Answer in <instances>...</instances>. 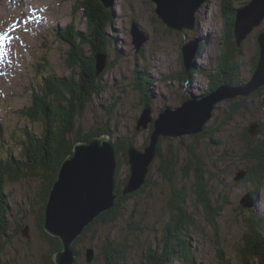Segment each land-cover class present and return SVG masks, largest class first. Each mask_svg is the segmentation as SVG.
Instances as JSON below:
<instances>
[{"label":"rangeland","instance_id":"obj_1","mask_svg":"<svg viewBox=\"0 0 264 264\" xmlns=\"http://www.w3.org/2000/svg\"><path fill=\"white\" fill-rule=\"evenodd\" d=\"M112 1L115 2V18L108 29V35L114 37L116 41L109 43L107 50L112 55L113 50L122 49L124 55L115 57L116 60H113L116 61L115 64L105 73L102 69V71H96L97 76L104 73V81L102 78L101 83L105 91L94 98L92 94L90 95L81 116V122L77 118V126H81L78 130L79 134H103V130L109 131L118 139L128 137L130 145L133 146L128 145L127 153L130 148L145 153L144 148L147 145L151 146L154 139L152 134L154 122L149 121L145 127L137 128L141 111L138 102L140 91L135 85L136 78H139V82H147L145 90L150 91V105L154 106L152 113L157 110L153 118L157 116L162 105L166 104L174 110L187 98H191L188 103L195 101L196 98L188 95L193 90L197 95L201 90L206 91L207 84L210 88V84L214 81L219 82V85L210 91V94L216 91L221 93L228 86L241 88L250 82L259 87L254 88L247 95L236 93L232 97L223 98L214 103L211 115L204 123L209 127V133L213 134V138L220 141V143H213L215 147L210 148L217 153L216 156L209 157L203 154L206 145L204 138L209 136L200 131L201 129L194 133L177 135L157 134L159 136L154 146L159 147L162 156L153 154L147 171L148 179L145 188H139L141 192L132 194V197L123 203L122 208H118L117 213L120 217L117 221L95 224L86 234L84 243L87 247L90 244L89 247L92 250L88 248L86 255L85 251L81 250L80 263L85 264L84 259L86 264L103 263L99 262L101 260L98 257L100 245L102 246L110 232V237H115L116 243L123 240L129 245V249L126 248L125 264H145L144 255L149 254L150 245H155V237L158 243L152 246L151 251L157 253L162 249L164 241L168 240L166 226L170 221V212L174 210L170 202L175 196L172 189L179 190L184 181L181 174L184 173L185 163H188L190 159L183 144H180L182 141L186 143L187 148L197 152V160L204 169H214L212 174L210 171L206 172V182H204L207 184L205 189L201 190L210 195L211 213L203 209L202 203L196 200V191L199 190L193 189V180L186 181L184 193L186 211L190 216L193 215L195 223L187 233L192 248L195 249L194 257L192 256L195 263L220 264L217 257L219 250L224 252V257L230 258L232 264H243L238 251L245 249L256 250L258 252L256 259L263 258L264 263V229L251 231L252 229L246 227L244 214L249 216V208H245L242 203V199L246 196L252 200L251 194L254 192L251 190H257L260 208L256 209L260 212L258 215H264V189L257 188L260 184L256 187L254 182L250 181L249 173L253 164H249L250 161L244 158L254 149L256 142L251 138L259 137L249 134L247 138L245 134H242L243 129L247 130L250 126L258 127L257 123L264 124V80H257L254 74L259 67L258 59L262 52L261 43L259 42L258 45L257 40L259 41V34L264 32V19L251 27L248 22L244 23L243 32L245 31L246 35L239 42L235 40L232 33H229L232 35L230 40L236 46L235 50L230 51L225 46L223 37L224 28L230 29V24H227L230 21L225 22L228 18L224 17L232 15L231 11H237L238 6L243 7L249 0H240L241 3H237L239 0H205L195 11V20H188L186 26L180 30L168 27L159 20L154 12L155 4L151 0H111L109 5H113ZM14 2L19 3L21 0H0V37H4L0 39V114L2 113L0 119L5 121L4 125L16 132L26 128L32 129L37 136H40L41 126L20 113L23 106L30 103L32 87L37 88L42 83L40 73L50 70L57 78L69 79L74 74L70 65H73L75 71H79V67L68 56L70 53L68 45L52 35V27H64L71 24L79 31H84L88 28V19L81 8L80 0H31L27 10H25L26 3L15 5L13 9L8 8ZM259 2L263 12L264 0ZM228 5L230 9H227ZM133 24H136L138 29H144L141 32L145 31L147 35L146 41L138 52H135L134 45L131 43L132 38L128 34L129 27L131 25L134 27ZM247 26L248 30H246ZM195 31H200L201 36L198 37ZM194 40H200L202 44L199 47L200 54L194 57L193 61L204 70L196 71L192 76H180L178 79L177 74L181 73L183 65L182 46L186 42L196 45ZM189 41H194V44ZM85 47V50L89 52L87 46ZM227 52H231L232 58L230 62L222 66L220 59L222 60L223 56L221 55ZM40 58L45 60L46 65L42 66L41 72L38 73L33 68V63H37L36 60ZM144 69V74H148L151 78L142 74ZM136 70L141 75L134 74ZM228 78L234 79L233 84L223 82ZM114 94L118 96V99L113 103ZM0 123L3 126L1 120ZM114 136L112 140L115 139ZM10 143L7 142V144ZM179 144L183 148H180ZM12 149L15 154L19 151L15 144L12 145ZM225 149L231 152L230 155L236 153L237 157L232 160L229 155L220 156ZM9 152L12 151L6 149L4 154ZM4 157L6 156L0 158ZM169 157H173L172 161L175 162L173 168L175 173L171 179L166 177L163 179L161 165ZM208 157L212 160L207 159ZM116 159L121 161L119 177L127 178L131 173L129 159L123 156L122 151L117 154ZM215 170L219 171V174ZM240 171L243 176L236 180L235 174L237 176V172ZM187 175L190 176L189 170ZM14 178L16 181L13 184L7 183V193L1 196V200L4 199L7 203L8 197L10 220H15L10 227H17L20 223L23 228L20 234L10 233L6 238L2 236L1 245L4 244V251L0 253V264H44L43 258L49 253L48 241L41 232V222L38 218L43 177L24 168L20 176H14ZM168 204H171L170 207ZM202 209L205 211L203 212ZM24 228L26 231L23 235ZM53 236L59 238V236ZM74 241L71 244L72 249ZM81 246H83L81 242L75 244L76 248ZM90 255L94 256L88 261ZM75 262L73 261L74 264ZM171 264H182V262L175 260L173 256Z\"/></svg>","mask_w":264,"mask_h":264},{"label":"trees","instance_id":"obj_2","mask_svg":"<svg viewBox=\"0 0 264 264\" xmlns=\"http://www.w3.org/2000/svg\"><path fill=\"white\" fill-rule=\"evenodd\" d=\"M80 4L82 6L81 8L84 10L85 16H87L88 19L87 30L76 31L73 30L71 26H68L64 30L65 33L61 34L65 43H67L72 48L70 57L72 58L73 63L79 67V71H75L73 69V65H70V68L74 72V74L69 79H65L63 77L57 78L52 73L50 79L44 82V85L41 87V91L36 94L33 93L31 103L27 106H24L22 110H20V112L22 113L23 117L30 118L33 122H37L42 127L39 130L40 136H37V134H35L33 130H24V128L20 129L19 132H21V134H14L13 132H11V136L14 138L15 146L19 149L18 154L15 155V158L11 159L7 157L0 158V253H3L2 250L4 251V244H2L3 249L1 245V242H3L2 236L6 238L8 237V235H10V233L20 234L21 229L23 228V225H21L20 223L17 227H10V225L14 223L15 220H10L11 215L9 211L8 201L6 203L4 199L1 200V196L5 193V183H13L14 181H16L14 176L19 177L24 168H26L34 172V174H39L43 177V189L42 191H40V196L42 199L40 215L38 218L41 222V232L46 237V241H48L47 247L49 253L43 258L44 264H56L52 258L53 253L58 251L62 247L60 238L49 234L43 227L45 223V205L48 200L49 193L53 187V183L58 178L62 163L66 158L74 156L76 144L79 142H90L92 139L99 138L103 135L106 136L107 132V137L112 141V144L116 149V154L122 151L123 156L129 159V152L127 153V147L131 144V142L129 141L128 137H125L126 139H118V137L116 138V136H114V134H112L111 132L104 130L103 134L91 133L88 135H82L77 132L79 129H81V126H77V118L81 122V116H83L85 105L86 103L88 104L90 95L92 94L93 98L100 95V81L104 76L106 70L113 66H107V68L103 71L104 73L100 76H97L96 61L93 54L97 51H103L104 49V38H107V32L105 31V28L108 27V25L112 22V18L114 17V8L112 7L111 9H107L97 0H81ZM227 9H229V5ZM224 18H228L225 22H228V20L231 19V22L227 23L230 24V29L226 30L224 28V44L228 48V50H235L236 46H234L233 41L230 40L233 35L232 31L235 21V11H233V14L229 15V17L225 16ZM229 33H232V35H230ZM110 41L111 40H109V42ZM199 44H202L200 40ZM85 46H87L88 51H90V53L88 52L89 54H87ZM112 52L115 54L118 53L117 50H113ZM221 57L222 60L220 59V64L223 66L230 62L232 54L231 52H227L224 54L222 53ZM182 68L183 69L181 73L177 74L178 79H180V76H184L183 65ZM223 82L233 84L234 79L230 80L228 78L223 80ZM218 85L219 82H212L210 84V88L209 86L207 87L206 93L210 94V91L214 90ZM209 130V127L206 126L205 123L202 125V128L200 130L209 136H204L206 145L203 154L209 157H213L216 156L217 153L211 151L210 148L213 147L214 141H218V143H220V141L217 139L215 140V138H213V134L209 133ZM243 130L244 131L242 132V134H245V136L249 138V128H247V130ZM263 133L264 124H258V135L256 134V136H258L259 138H251L256 142L254 149L250 152V154H247L244 157L245 159L250 161L249 164H253L249 173V176L251 177L250 181H253L256 187L257 184H260L257 188L262 187V189H264ZM112 136H114L115 139L112 140ZM181 143L186 149V152L189 154L190 159H188V163H185L186 165L184 173L181 174V178L184 181L179 187V190H176V188H174V190L172 189V192L175 193V196L174 198H171L172 200L170 202L174 210L170 212V221L168 223V226H166L168 240L167 242L164 241V246L156 253L151 251L152 246H155L158 243V239L155 237V245H150L148 247L149 254L144 255L145 264H171L173 256L175 260L182 262V264H197L195 263V259L193 258L195 249L192 248V243L187 233L188 229L194 226L195 223L193 222V215L190 216V214H188L186 211V199L184 196V193L186 191L185 188L187 185L186 181L193 180V189L195 188L199 190L196 191V200L202 203L201 205L203 209H207V212L211 213L212 210H209L210 195H207L205 191L201 190L205 189L207 184L205 183L206 172L208 173L210 171L211 173L214 169H204L201 166L199 160H197V152H193L192 150H190V148H187V145L184 141L180 142V144ZM183 147L180 146V148ZM203 148L204 147L202 145V149ZM224 151L220 154V156L225 155ZM156 156H162L158 146L156 147ZM172 159L173 157H169L164 161L163 165H161V168L163 170L162 172L165 175H163V179L165 177L171 179L172 175L175 173L173 169L175 166V162L172 161ZM204 161L206 162V160ZM116 163L117 166L115 172L117 176L115 179L114 191H116L117 195L114 199V204L111 208L101 212L97 217H95L87 225L81 236H78L74 241L73 250L76 252L75 264H81V250H84L86 255L88 248H90V244L87 247V244L84 243V237L91 231L93 226L102 222L114 223L115 221H117V219L120 217V215L117 213L118 208H122L123 203L126 202L127 199H130L132 197V194L141 192V190L138 189L126 194L123 193L125 188L124 186L128 183L130 175L127 178L121 179L118 175L120 172L121 161L119 159H116ZM188 170L190 171V176L187 175ZM216 173L219 174V171H217ZM147 179L145 180V182L147 181ZM145 186L146 183L141 188H145ZM253 192L255 194H251V198L253 202L257 203L256 196L258 191L254 190ZM171 204H168V206L170 207ZM203 209L202 211L204 212L205 210ZM248 212L249 216H246L244 214V223L246 227L252 229L251 231L261 230V227L264 223V215H258V213L260 212L254 209V207L249 208ZM109 234H111V232ZM109 234L105 237L102 246L100 245V254L98 255V257L101 261L99 262H103L102 264H125L124 262L127 255L126 248L129 249V245L123 240H120V242L116 243V238L110 237ZM78 242H81V244L83 245L81 246V248L75 247V244ZM257 253L258 252L256 250L245 249L244 251H238V256L243 260V264H264L262 261L263 258L258 259L260 261L256 259L255 256H257ZM217 257L220 264H232L230 258L224 257V252L222 251L220 252L218 250ZM84 261L86 264V259H84Z\"/></svg>","mask_w":264,"mask_h":264},{"label":"water","instance_id":"obj_3","mask_svg":"<svg viewBox=\"0 0 264 264\" xmlns=\"http://www.w3.org/2000/svg\"><path fill=\"white\" fill-rule=\"evenodd\" d=\"M81 1V0H80ZM105 8L110 7L111 0H97ZM155 5L154 12L157 17L168 27L180 30L186 26V22L194 18L197 8L205 0H151ZM188 2V7L184 10V5ZM80 3V2H79ZM113 3V1H112ZM264 10V9H262ZM182 11H186L185 16H181ZM176 19V22L175 19ZM264 18V12H261L259 0H249V2L240 7V15L236 14L233 25V35L237 42L246 35L244 23H249V27L259 24ZM239 22V23H237ZM248 30V26L246 27ZM132 35L137 49L146 41L147 36L141 30L132 26ZM260 49L262 50L259 61V67L255 71L257 80H264V32L259 34ZM193 43V42H190ZM194 44V43H193ZM196 45L185 43L181 51L185 69L190 67L191 60L196 51ZM189 54V55H188ZM96 68L100 71L105 65V55H95ZM257 74V75H256ZM251 83V82H250ZM238 88L228 86L221 93L218 91L209 94L201 101L188 103V99L182 101L181 106L172 110L165 107L160 112L159 117L154 121V133L152 145H147L144 152L130 148L129 163L131 173L129 181L125 184L123 193L133 192L141 188L147 179V171L153 154H156L157 138L159 133L182 134L197 132L202 128L214 107V103L223 98L232 97L236 93L247 95L254 88L259 87L256 84ZM234 89V90H232ZM144 122L142 123V121ZM152 121L150 110L143 109L139 126L145 127ZM248 132L252 136L256 131L254 127H249ZM116 157L115 148L107 137L95 138L90 142H79L75 146L73 157L66 158L62 163L58 178L53 183L45 205V223L43 227L51 234L59 236L63 250L53 254V260L56 264H72L71 253H76L71 244L75 238L87 227V225L97 217L101 212L108 210L114 204L117 193L115 189L116 179ZM243 173L237 172L236 178H241ZM243 206L250 207L251 200L249 196L242 199ZM26 231V228L22 230ZM92 250L91 247L89 248ZM93 254V252H92ZM88 261L90 259L88 258Z\"/></svg>","mask_w":264,"mask_h":264},{"label":"bare ground","instance_id":"obj_4","mask_svg":"<svg viewBox=\"0 0 264 264\" xmlns=\"http://www.w3.org/2000/svg\"><path fill=\"white\" fill-rule=\"evenodd\" d=\"M227 2V1H226ZM221 3V2H220ZM237 3H241L240 2V0L237 2ZM114 4L115 3H113V8H114ZM223 4V3H222ZM96 7V6H95ZM188 7V2L184 5V10L186 9ZM239 7V9L237 10V11H235V18H236V14L237 15H240V6H238ZM223 8V7H222ZM115 9V8H114ZM230 9V8H229ZM232 9H233V7H232ZM221 10V9H220ZM224 10V9H223ZM234 10V9H233ZM231 12H233V11H231ZM263 12H264V10H263ZM185 14H186V11H182V13H181V15H180V17L181 16H185ZM228 21H230L231 22V19H229ZM235 22V21H234ZM229 23V22H228ZM134 25V27L135 28H137L138 26L136 25V24H133ZM102 27V26H101ZM183 28V27H182ZM138 29V28H137ZM173 29H175V28H173ZM185 29V28H184ZM140 30V29H139ZM229 30V29H228ZM224 31V30H223ZM143 32H145V31H143ZM200 32V31H199ZM199 32H197V31H195V34L198 36V37H200L201 36V34L199 33ZM225 35V34H224ZM203 37V36H202ZM224 37V36H223ZM204 38V37H203ZM59 39V38H58ZM199 39V38H198ZM197 39V40H198ZM86 41V40H85ZM204 42H206V41H204ZM257 42H258V45H259V41L257 40ZM88 43V42H87ZM187 43V42H186ZM140 55V54H139ZM189 55V54H188ZM240 55V54H239ZM219 59V58H218ZM234 67V66H233ZM255 67H256V65H255ZM236 69V68H235ZM102 71V70H101ZM74 73V72H73ZM257 75V74H256ZM93 79V78H92ZM223 84V83H222ZM247 84V83H246ZM256 89V88H255ZM255 91H257V90H255ZM260 96V95H259ZM190 101H191V98H190ZM235 114V113H234ZM220 117H222V116H220ZM227 118V117H226ZM222 119H224V117H222ZM1 121H2V123H3V126H1L0 125V127H4V124H5V121H3L2 119H0ZM231 125V124H230ZM237 126V125H236ZM250 127H252V126H250ZM254 127V126H253ZM255 128V130L257 131L258 130V127H254ZM78 132V131H77ZM161 134V133H160ZM163 134V133H162ZM248 134H250V132H248ZM264 134V133H263ZM251 135V134H250ZM256 135V134H255ZM216 140V139H215ZM213 143H215V141L213 142ZM216 143H218V141L216 142ZM214 146V145H213ZM215 147V146H214ZM138 150V149H137ZM138 151H140V150H138ZM141 152V151H140ZM215 152V151H214ZM224 154L225 155H229V156H231V158H232V160H234L236 157H237V155H236V153H232L233 155H230L231 154V152L229 153L228 152V150H225L224 151ZM243 158V157H242ZM207 159H211L212 160V158H207ZM203 170V169H202ZM131 172V171H130ZM203 173V172H202ZM148 175V174H147ZM235 179L237 180V179H239V178H236L235 177ZM147 182V181H146ZM145 182V183H146ZM203 182V181H202ZM259 190V189H258ZM123 191V190H122ZM116 192V191H115ZM255 194V193H254ZM185 196V195H184ZM254 199V198H253ZM258 201V200H257ZM257 207H259V202H257L256 203V205H254V209H256ZM239 209H241V207H238ZM260 208V207H259ZM264 229V225H262V227H261V230H263ZM85 230V229H84ZM84 230L82 231V233L84 232ZM27 231H28V227H27ZM47 231V230H46ZM244 231V230H243ZM48 232V231H47ZM24 233L25 232H23L22 231V234L24 235ZM49 233V232H48ZM81 233V234H82ZM50 234V233H49ZM81 234H79L78 236H81ZM77 236V237H78ZM76 237V238H77ZM61 241V240H60ZM167 242V241H166ZM62 243V242H61ZM63 250V245H62V247H61V249L58 251V252H61ZM71 255H72V264H74L73 263V261H75V259H76V253H71ZM118 255V254H117ZM91 257H89V256H87V257H89V259L91 260V258L94 256V255H90Z\"/></svg>","mask_w":264,"mask_h":264},{"label":"snow or ice","instance_id":"obj_5","mask_svg":"<svg viewBox=\"0 0 264 264\" xmlns=\"http://www.w3.org/2000/svg\"><path fill=\"white\" fill-rule=\"evenodd\" d=\"M0 39H4V37H0Z\"/></svg>","mask_w":264,"mask_h":264},{"label":"flooded vegetation","instance_id":"obj_6","mask_svg":"<svg viewBox=\"0 0 264 264\" xmlns=\"http://www.w3.org/2000/svg\"><path fill=\"white\" fill-rule=\"evenodd\" d=\"M263 141H264V138H263Z\"/></svg>","mask_w":264,"mask_h":264}]
</instances>
